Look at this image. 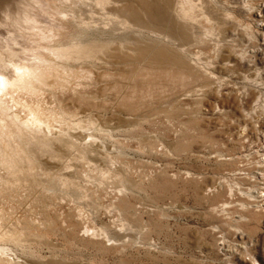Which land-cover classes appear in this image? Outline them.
I'll use <instances>...</instances> for the list:
<instances>
[{
	"label": "rangeland",
	"instance_id": "1",
	"mask_svg": "<svg viewBox=\"0 0 264 264\" xmlns=\"http://www.w3.org/2000/svg\"><path fill=\"white\" fill-rule=\"evenodd\" d=\"M23 67L0 264H264V0H0Z\"/></svg>",
	"mask_w": 264,
	"mask_h": 264
},
{
	"label": "bare ground",
	"instance_id": "2",
	"mask_svg": "<svg viewBox=\"0 0 264 264\" xmlns=\"http://www.w3.org/2000/svg\"><path fill=\"white\" fill-rule=\"evenodd\" d=\"M86 1V0H85ZM95 45V44H94ZM95 47V46H94ZM77 48V47H76ZM58 50V49H57ZM81 49H79V50H77V49H75V50H71V49H68V48H65V49H60L59 51H58V54H60L61 56H65V58H67V57H70L71 55H72V53L75 51V53L76 52H78L79 53V51H80ZM56 51V50H55ZM59 55V56H60ZM74 55V54H73ZM76 55H78V54H76ZM34 68V67H33ZM18 71V70H17ZM41 76H43V71H37V70H32V69H30V68H28V67H23V68H21L18 72H17V74H16V76L12 79V80H8L7 78H4V76L3 77H1L0 78V92H2V91H4L6 88H8V87H11V86H14V87H19V88H25V89H29V90H33L34 89V86L31 84V81H30V78L31 77H36V78H38V80H39V78L41 77ZM32 79V78H31ZM41 79V78H40ZM11 90V89H10ZM35 93V92H34ZM38 103V102H37ZM30 108V107H29ZM35 110V109H34ZM36 111V110H35ZM35 111H33V108H32V110L30 111L29 110V112H30V114H31V116L29 117V118H26V120L25 121H23V123H24V126L25 125H28L29 126V124H40V123H42L43 122V119L38 115V113L37 112H35ZM46 121V120H45ZM4 126V125H3ZM1 127V126H0ZM3 131H4V129H2ZM5 132V131H4ZM1 133V132H0ZM6 133V132H5ZM7 134V133H6ZM5 135V134H4ZM3 140V139H2ZM7 144V143H6ZM10 145V144H9ZM4 147V146H3ZM3 147L0 145V160L1 161H5V162H7V161H9L8 160V157L10 156V155H8V153H7V155L4 153V149H3ZM8 147V146H7ZM14 147V146H13ZM263 147H264V145H263ZM13 151V150H12ZM9 153H11V152H9ZM264 154V153H263ZM4 155H6V157H4ZM19 156V155H18ZM11 157H12V155H11ZM13 158V157H12ZM11 159V158H10ZM13 160V159H12ZM11 160V161H12ZM9 163V162H8ZM6 165H7V163H6ZM9 166L11 165V162H10V164H8ZM12 165H13V163H12ZM11 165V166H12ZM12 168V167H11ZM264 178V177H263ZM254 196V195H253ZM4 248V247H3Z\"/></svg>",
	"mask_w": 264,
	"mask_h": 264
}]
</instances>
